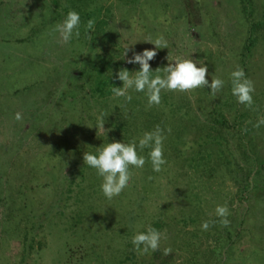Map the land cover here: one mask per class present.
Returning <instances> with one entry per match:
<instances>
[{"label":"rangeland","instance_id":"rangeland-1","mask_svg":"<svg viewBox=\"0 0 264 264\" xmlns=\"http://www.w3.org/2000/svg\"><path fill=\"white\" fill-rule=\"evenodd\" d=\"M84 1L85 7L71 0H0V264H217L223 236L234 228L244 236L234 253L224 256L225 264H243L244 258L248 264H264V167L251 169L254 165L241 144L248 142L254 156L264 158V125L253 126L264 117V0H253L261 22L247 74L255 85V110L247 108L238 127L231 122L242 106L232 95L230 74L240 66L247 29L239 0ZM97 1L104 6L95 11ZM80 7L94 10L88 19L103 24L95 23L90 40L85 35L87 22L81 19L80 37L64 43L53 28ZM160 35L169 48L157 50L149 62L152 69L166 67L169 53L172 60H202L209 84L215 75L225 85L215 96L210 88L162 91L161 104L151 108L165 119L161 128L167 139L168 122L180 123L186 145L178 148L183 153L170 149L166 139L168 163L157 173L148 155L151 149L138 147L146 159L144 167L131 168L129 186L108 200L101 191L102 177L85 165L84 153L96 154L111 142L136 140L138 145L154 124L150 130L142 121L149 116L146 93L130 90L134 101L111 95L96 103L86 92L88 73L101 66V57L109 71H138V64L126 60L133 52L156 50L147 38ZM139 107L144 114L134 116V123L129 114ZM214 107L229 121L219 133L231 164L220 163L212 153L206 164L201 160V169L194 162L205 150L196 154L194 148H184L212 131L209 110ZM17 112L22 114L20 121L15 119ZM115 113L129 118L126 130V125L115 127L117 120H125ZM105 116V130L98 133V117ZM55 143L62 149L61 158L41 160ZM193 157L196 160L187 165L184 160ZM247 184L261 188L244 191ZM224 204L230 226L215 223L202 230L208 219L219 222L215 208ZM196 207L201 216H195ZM149 226L166 238L158 251L138 255L131 240ZM165 248H171L170 254H164Z\"/></svg>","mask_w":264,"mask_h":264},{"label":"clouds","instance_id":"clouds-1","mask_svg":"<svg viewBox=\"0 0 264 264\" xmlns=\"http://www.w3.org/2000/svg\"><path fill=\"white\" fill-rule=\"evenodd\" d=\"M95 23L94 19H90L85 26V35L90 40L92 35H89V33L94 32ZM80 24L79 13L74 10L69 11L63 22L54 26L53 32H58L62 42L67 43L73 36L77 39L80 37ZM146 43L155 45L156 50L145 49L141 53L133 52L132 58L126 60L127 64H138L140 70L135 72H130L127 68L119 70L117 78L123 82V87L111 86L110 91L113 93L114 98H123L126 102H131L130 90L143 92L146 93L148 99L147 107L151 108L161 104L162 91L190 93L200 88H210V94L215 96L224 87L225 81L215 75L212 77L211 84H209L206 79L208 68L202 60L195 61L191 58L185 59L181 57L172 60L169 53L167 57L169 64L164 68H157L153 71L149 62L155 59L158 54L157 50L168 49L169 44L163 35L157 36L155 39L148 37ZM128 50L129 48L125 50L124 57L127 56ZM230 79L232 95L236 97L237 102L249 109H253L255 85L251 79L247 78L245 70L237 65L236 70L231 72ZM22 118V114L17 112L15 119L20 121ZM249 123L251 122L249 121ZM104 125L103 118L98 117L96 127L98 133L100 129L105 130ZM262 125H264V117H261L253 126L259 129ZM171 131L169 127L167 132L170 134ZM166 139L165 130L157 125L153 131L143 134L138 141V145L136 140L127 144L124 142H111L98 148L96 154L86 151L83 155V160L85 165L94 168L98 176L102 177L101 191L108 200H112L129 186L133 176L130 169L133 167L142 169L146 163L145 157L139 155L138 147L140 150L151 149L148 155L154 172L159 173L163 170L168 163L164 158V141ZM190 147H192L191 144L185 148V151ZM148 179L152 180L154 177L149 176ZM78 181L79 178L76 182ZM215 214L220 218L219 224L221 227L230 226L231 221L228 219L230 211L227 204L217 205ZM215 223L216 221H204L201 225L202 230L207 231ZM165 238L164 233L149 226L146 232H138L134 235L131 243L138 255H145L149 252L158 251L161 240ZM170 252L171 248L164 249L165 255L170 254Z\"/></svg>","mask_w":264,"mask_h":264},{"label":"trees","instance_id":"trees-1","mask_svg":"<svg viewBox=\"0 0 264 264\" xmlns=\"http://www.w3.org/2000/svg\"><path fill=\"white\" fill-rule=\"evenodd\" d=\"M72 4L75 5L76 2H78L81 6L85 7V1L84 0H71ZM240 2V7H241V12L247 22V29H246V35H245V39L244 42L242 44L241 50H240V55H239V63L240 66L245 70L246 76L247 74H249V66L250 64V59L252 57V52L254 50L255 44L257 42V38H258V34H259V30L261 27V22L260 20H258V17L256 15L257 10L253 5V0H239ZM102 6H104L103 4H98V1L96 3L95 6V11L99 10ZM99 8V9H98ZM77 13H79L80 15V19H85L84 21L87 22L86 20H90L88 19L90 17V14L95 15V11L90 9V10H86L85 8H77ZM87 11V12H84ZM103 22L97 21L96 24L97 25H102ZM27 38H24L23 41H25ZM98 61L100 62V67L97 68L95 70V72H90L88 73V75L90 76V82L87 84V90L86 92L91 94L94 97V102L98 103L100 101H102L105 98L110 97L111 95H113V93L110 91L111 86H116V87H121L122 88V81H120L117 78V73L115 71H109L108 70V65H105L106 62L104 60V58L101 57L98 58ZM140 70V67H138ZM138 70V71H139ZM153 71H155V69H152ZM112 73V75H111ZM207 92V89L209 88H205ZM133 100V99H132ZM134 101V100H133ZM136 102H138V100H135ZM138 104V103H136ZM234 104V103H233ZM242 109H238L239 112L236 113L235 116H233V120L231 122V125H235L236 127L239 126V124L244 120V118L246 117L247 114V107L244 105H241ZM90 109V107H89ZM146 112L148 113V120H144V118H142V121L144 123V126L146 128L152 127V124H154V129L157 125H159L160 127H165V119L161 118V116L156 112V109L153 108H149L148 110H146ZM96 113H101L103 114L104 112L102 111H98ZM118 114L120 116H122L125 120H117L119 122V125L114 124L116 128H123L124 125L125 129H127L128 125H130V121L128 120L129 118L126 117V115L122 114V113H115ZM144 114V108L143 107H139V108H133V111L129 114L130 117L133 118V122L136 123L137 119L134 116H141ZM209 115H210V119H211V124L212 126L210 127V129L212 131L206 132V133H202L200 136H198L197 140H195L192 144V148H194L192 152H196V154L198 153L197 151H199L201 148H203L205 153L202 154L200 156V160L199 162H194L196 163L195 166L196 167H200L202 169V166H205L206 162L205 159L206 157H210L213 153V155L215 156L216 159L219 160L220 163H222L223 161H225L227 164H231V160H230V156L228 153V149L226 147V142L224 141L225 138L222 134L219 133L220 129L224 126V125H228L229 121L227 119V117L216 107L212 108L209 110ZM118 118V117H117ZM106 120L107 117L105 116L103 118V120ZM133 123V124H134ZM169 127L172 128L171 133L168 135V139H167V144H169L170 149H172L174 152H177L178 154H180L181 152L183 153V150L180 151V149L178 147H182L186 145V141H185V134H184V130L181 128L180 123L171 125L172 122H168ZM245 130V129H244ZM243 130V132H244ZM244 134V133H243ZM121 139L125 140H129V137H127V135H121L120 136ZM242 139V138H241ZM63 142H66V140H62ZM241 144H243L245 150H244V154L247 156V158H251V165H254L253 168L251 167V169L255 170L256 167H264V158H262V160H260L259 158H257V156H254V153L252 152V150L249 148V143L248 142H241ZM207 147V148H206ZM185 149V148H184ZM196 149V150H195ZM207 151V152H206ZM173 152V153H174ZM206 154V156H205ZM62 156V149L59 146V143H55L54 147H52L49 152H47L45 154V156L41 159L43 161L47 160V158L52 159L54 158L55 160H58L59 158H61ZM48 159V160H49ZM37 160H40V156L39 158L37 157ZM196 158H186L184 161L187 162V165H190V161H195ZM204 160L205 164L201 161ZM40 162V161H39ZM189 162V163H188ZM38 165H42V164H38ZM194 165H192V167H195ZM56 165L54 166V170H55ZM89 168V166H88ZM52 176H54L52 174ZM249 184L245 185V190L244 191H252V192H256L258 189L261 188V186L252 184L250 187H248ZM21 200V205L24 204L23 200L20 198ZM197 211H195V216H201V212H199L198 210H201L200 208L196 207ZM209 221H216L215 219H208ZM219 223L216 221V224ZM40 226L39 224H37V227ZM30 227H33V224L30 225ZM156 227H158L156 225ZM154 227V228H156ZM157 229V228H156ZM218 231V228H217ZM33 233V232H32ZM35 234V233H33ZM32 235V234H31ZM242 236H244V232L243 230L239 229V228H234L232 230H226L225 235L223 236V241L221 243L220 246V259L219 262H217V264H225L224 261V256L227 258L228 256H230L231 254L234 253L235 249L234 246L238 243V241L242 238ZM256 248H255V252H256ZM250 253H254V251H249ZM256 255H258V253H256ZM197 264V263H196ZM243 264H248L246 263V258L243 259Z\"/></svg>","mask_w":264,"mask_h":264}]
</instances>
